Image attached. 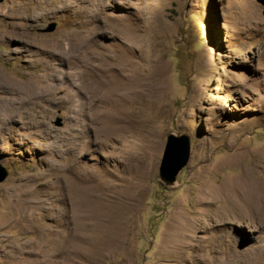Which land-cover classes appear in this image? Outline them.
<instances>
[{
    "label": "rangeland",
    "instance_id": "374dc122",
    "mask_svg": "<svg viewBox=\"0 0 264 264\" xmlns=\"http://www.w3.org/2000/svg\"><path fill=\"white\" fill-rule=\"evenodd\" d=\"M0 73V264H264V0H0Z\"/></svg>",
    "mask_w": 264,
    "mask_h": 264
},
{
    "label": "bare ground",
    "instance_id": "6f19581e",
    "mask_svg": "<svg viewBox=\"0 0 264 264\" xmlns=\"http://www.w3.org/2000/svg\"><path fill=\"white\" fill-rule=\"evenodd\" d=\"M93 74V73H92ZM87 77H89L88 79H91V81L93 82V84H91V86H93L94 84V86H96V88H97V90L98 89H103V88H105V90H108L109 88H110V86H111V82H109L108 81V78H110V76H108V75H103V74H98V73H96V74H94V75H92L91 77L90 76H87ZM0 79H6V76L5 75H3V74H1L0 73ZM107 80V81H106ZM88 82H89V80H88ZM87 82V83H88ZM92 82H89V83H92ZM86 84V83H85ZM90 85V84H89ZM87 86V85H86ZM88 87V86H87ZM98 92V91H97ZM9 99V98H8ZM8 101V100H7ZM7 101H5V103L7 102ZM13 101V100H12ZM16 102V101H15ZM4 103V104H5ZM7 104V103H6ZM8 105V104H7ZM9 105H10V103H9ZM12 105V104H11ZM6 108V107H5ZM8 117V116H7ZM104 122V121H103ZM1 130V129H0ZM83 152V151H82ZM262 164V163H261ZM138 170V169H137ZM248 174V173H247ZM253 175V174H252ZM258 175V174H257ZM239 178H241V177H239ZM78 179V178H77ZM250 179H252V178H250ZM257 179V178H256ZM261 179V178H260ZM87 180V179H86ZM264 180V179H263ZM251 181H254V180H251ZM260 182V181H259ZM92 183V182H91ZM252 183V182H251ZM250 182H248L247 181V179L246 178H244L243 177V179H241L240 181H239V183L237 184L236 183V187L237 186H242L243 184H251ZM255 184V183H254ZM79 185V184H78ZM233 185V184H232ZM253 185V184H252ZM258 185V184H257ZM256 185V186H257ZM263 185V184H262ZM72 187H74V186H72ZM79 187H80V185H79ZM82 187V186H81ZM252 187V186H251ZM258 187V186H257ZM260 187H261V185H260ZM76 188V187H75ZM250 188V187H249ZM259 188V187H258ZM74 189V188H73ZM78 189V188H77ZM236 189H238V188H236ZM242 189V188H241ZM245 189V188H244ZM248 189V188H247ZM257 189V188H256ZM259 189H261V188H259ZM80 190V189H79ZM239 190V189H238ZM254 190V189H253ZM258 190V189H257ZM73 191V190H72ZM74 191H75V189H74ZM82 191H84V190H82ZM249 191V193L251 192V190L249 189L248 190ZM259 191L260 190H258V193H259ZM239 193L241 192V191H238ZM254 192V191H253ZM253 192H252V194H253ZM257 192V191H256ZM263 192H264V190H263ZM262 192V193H263ZM71 193V192H70ZM232 193V192H231ZM236 193V192H235ZM242 193V192H241ZM93 192L91 191V193L89 192V195H88V197L85 199V204L86 205H88V206H90L91 207V209L90 208H87V210L88 211H86L87 212V216H89V215H91L92 214V216L94 215V214H98V213H101V215H102V218H103V216H105V219H106V221H107V225L109 224L108 222L112 219V216L114 217V222L112 221V225L110 224L107 228L108 229H115V228H117V226H118V224L120 225V222H119V218L120 217H117V216H115L114 215V213H116V212H119V211H117V209L116 210H113V208L110 206V205H102L103 203L102 202H100V200H99V198L98 197H93ZM244 194H246V193H244ZM251 194V193H250ZM229 195H231V194H229ZM239 195V194H238ZM247 195V194H246ZM254 195V194H253ZM259 196V194H256V196ZM94 196H95V194H94ZM226 196H228V195H226ZM233 196L235 197V195L233 194ZM260 196H262V195H260ZM239 197V196H238ZM242 197H244V196H242ZM85 198V197H84ZM247 198H249L248 196H247ZM75 200H76V202H77V204H81V202H82V199L83 198H80L79 197V195L76 197L75 196V198H74ZM228 199V198H227ZM234 199V198H233ZM237 199V198H236ZM240 199V198H239ZM256 199H258V198H256ZM104 200V199H103ZM231 200V199H230ZM244 199H242V201H243ZM249 200V199H248ZM250 201H252L251 199H250ZM262 201V200H261ZM225 202H227V201H225ZM260 202V201H259ZM238 203V202H237ZM257 203V202H256ZM255 203V204H256ZM262 203H263V205H264V202L262 201ZM114 204V203H113ZM235 204V203H234ZM254 204V203H253ZM252 204V205H253ZM240 205H241V203H240ZM242 205H244V204H242ZM257 205V204H256ZM258 205H259V203H258ZM233 205L229 202V203H223L222 205H216L214 208L217 210V211H219L220 213H221V217H222V219L223 220H228V218L230 217V215H229V213H228V210L229 209H231V207H232ZM234 207H236V205L234 206ZM244 207V206H243ZM261 207V206H260ZM242 208V207H241ZM245 208V207H244ZM257 208V207H256ZM264 208V207H263ZM233 210V209H232ZM256 210V209H255ZM264 210V209H263ZM249 212V211H248ZM252 212V211H251ZM254 212H256V211H254ZM260 212H261V210H260ZM264 212V211H263ZM247 213V212H246ZM239 214V213H238ZM249 214V213H248ZM255 214H259V211H258V213H255ZM261 214V213H260ZM263 214V213H262ZM262 214H261V216L260 217H262ZM221 220V219H220ZM254 228V227H253ZM253 228L252 227H250V225H249V227H247V231H249V232H254V230H253ZM102 232H103V230H101ZM113 233H114V230H113ZM215 237V236H214ZM208 241V240H207ZM53 242V241H52ZM210 243V242H209ZM228 249H229V247H230V249L229 250H231V249H233V247H234V243H233V241L232 240H229L228 241ZM220 252V251H219ZM207 255V254H206ZM236 255H232V257H235ZM232 257H230V258H232ZM219 258V257H218ZM234 259H236V257L234 258ZM218 261V260H217ZM203 264H206V262H202ZM215 263V262H214ZM219 263V262H218ZM221 264V263H220Z\"/></svg>",
    "mask_w": 264,
    "mask_h": 264
},
{
    "label": "water",
    "instance_id": "95a60500",
    "mask_svg": "<svg viewBox=\"0 0 264 264\" xmlns=\"http://www.w3.org/2000/svg\"><path fill=\"white\" fill-rule=\"evenodd\" d=\"M54 24L49 25L47 31H52ZM60 126V120L56 121ZM189 144L184 139L170 134L166 137L162 158L159 166V176L166 185L174 183L178 172L185 167L189 158ZM7 176L6 170L0 166V182Z\"/></svg>",
    "mask_w": 264,
    "mask_h": 264
}]
</instances>
